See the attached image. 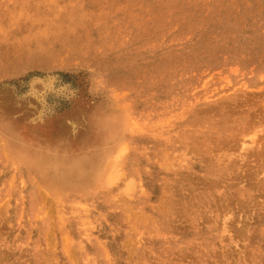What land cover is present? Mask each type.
Masks as SVG:
<instances>
[{"label":"rangeland","instance_id":"1","mask_svg":"<svg viewBox=\"0 0 264 264\" xmlns=\"http://www.w3.org/2000/svg\"><path fill=\"white\" fill-rule=\"evenodd\" d=\"M0 264H264V0H0Z\"/></svg>","mask_w":264,"mask_h":264}]
</instances>
